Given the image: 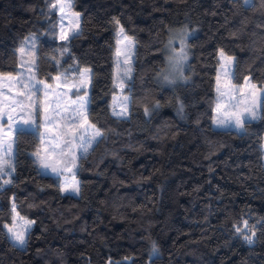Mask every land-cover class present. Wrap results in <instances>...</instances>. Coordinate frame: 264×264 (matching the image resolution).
Returning <instances> with one entry per match:
<instances>
[{"label": "trees", "instance_id": "trees-1", "mask_svg": "<svg viewBox=\"0 0 264 264\" xmlns=\"http://www.w3.org/2000/svg\"><path fill=\"white\" fill-rule=\"evenodd\" d=\"M72 1L81 31L62 40L57 0H0V73L18 72L22 56L48 82L90 68L88 117L102 133L79 158L76 196L40 169L37 136L15 132L14 172L0 180V264H264V98L245 130L213 127L221 50L235 59L234 83L264 87V0ZM119 24L136 43L124 117L112 109ZM185 28V78L163 85L169 35ZM13 205L34 221L24 247L5 227Z\"/></svg>", "mask_w": 264, "mask_h": 264}, {"label": "snow or ice", "instance_id": "snow-or-ice-1", "mask_svg": "<svg viewBox=\"0 0 264 264\" xmlns=\"http://www.w3.org/2000/svg\"><path fill=\"white\" fill-rule=\"evenodd\" d=\"M244 3L254 6V0H244ZM52 7L56 8L57 5L53 4ZM68 7H70V4ZM58 10L63 12L64 7H60ZM61 19L63 20V17ZM76 27L78 29V23ZM69 28H71V21H69ZM120 33H123L122 28L120 29ZM78 34V31L74 33V35ZM67 38V33L61 28L60 39L67 40ZM124 39L128 38L124 37ZM169 44H171V41H169ZM23 51L24 50L21 49V52ZM186 58L182 46L181 54L174 58L175 66L179 67ZM221 58L225 61V63L221 64V69L224 70L223 75L228 77L230 75L232 58L225 57L223 52H221ZM31 63L34 64L35 61H32ZM21 68H24L23 63L21 64ZM28 71L30 72L31 68H29ZM77 71H79V69H77ZM89 71V69H84L83 72H80L78 80L71 84L70 90L71 88H75L76 91L73 94L76 99L72 100V104L75 105V107L72 108L70 113L69 108L63 99V97L67 96V93H58L52 84H46L43 80H37L35 76L29 77L27 76V73H21L20 75L24 76L28 80V83H25L23 79L16 78V83L24 90L20 93L24 99L14 101V106L10 105L8 111H4L3 108H0V132L3 131L5 125L7 126V132H5L3 136H0V151L11 153L12 143L14 142V139L10 136L11 133L16 132L23 135L28 131L33 132V134H35L40 140L42 146L34 153L40 169L46 174H54L57 177H64V185L61 190L67 191L71 188L73 193L79 192L78 183L75 180L76 174L72 171V169L76 167V153L73 151L74 142L79 140V149H82V151L86 153L91 143L95 141L97 137L102 135L94 124L88 123L86 109L89 101L87 99V93L84 92L82 94L80 91L82 88L86 87ZM127 71H130V69ZM125 78H127V72ZM8 79H12V77L9 76ZM52 79L59 81L61 78L60 76H56L52 77ZM165 79L167 80V77H165ZM219 81L220 77L218 76V100L224 97H227L229 100H234L235 97L230 94V91H221ZM247 84L248 81H245L246 86ZM64 86H69L67 77H65ZM57 87H59V85H57ZM121 87H123L122 82ZM224 87L225 89H235L236 95L242 96V87L238 88L231 85L230 81L225 84ZM252 87H255V85H252ZM38 93L41 95H37ZM50 94H54L56 99L49 101ZM123 100L127 101L128 97L124 96ZM241 103L242 100H236L231 111H225L222 115L217 117L216 124L221 127H232L245 130L246 122L257 118V113L250 108H245L243 111H239ZM17 108L20 109V112L14 117L12 113L16 112ZM220 110L221 105L218 103L217 112H220ZM145 111L147 112V109ZM126 112L127 106L124 104L122 106V111L114 114L122 116L125 115ZM66 113L67 115H65ZM38 119L39 123L37 122ZM61 125H63L65 131L54 133L53 129L58 128ZM89 128L92 130L90 135H88ZM67 136H71V138L65 140L64 137ZM86 136L87 139H85ZM69 153H71V155H69ZM7 163V161L0 162V175L5 173L4 165ZM65 173H70L71 175L67 176ZM8 182L9 181H5V183ZM13 211H15V205H13ZM21 219L23 220V217H21ZM13 220H15V217H13ZM32 223H34V221L24 220L19 231L16 230L14 224L12 227L5 225L7 232L9 233V238L14 242V246L25 245V234ZM243 225L244 228L248 229L251 233V235L245 236V239L251 243L252 236L255 235V232L252 228H249L247 221H243ZM243 230L244 229L239 227L236 229L237 232H242ZM158 254L159 250L155 243H153L151 255L157 256Z\"/></svg>", "mask_w": 264, "mask_h": 264}, {"label": "rangeland", "instance_id": "rangeland-1", "mask_svg": "<svg viewBox=\"0 0 264 264\" xmlns=\"http://www.w3.org/2000/svg\"><path fill=\"white\" fill-rule=\"evenodd\" d=\"M58 3V9L60 7H64V11L60 12V34H61V28L64 29V32L67 33L68 38L67 40H69V38L71 36L74 35L75 32L78 31V33L81 31V14L77 11H75L72 7L73 5V1L72 0H57ZM70 4V7H68V5ZM63 17V20L61 19ZM69 21H71V28H69ZM79 25L78 29L76 27V25ZM123 29V33H120V29ZM193 32L188 29H174L171 34L169 35L168 41H167V45H166V59H167V64L165 66V68L163 70H161L158 73L157 79H159V81L166 86H171L174 85L176 83H178L179 81H181L182 79L185 78V68L188 64L189 61V57H190V46H189V38L190 36H192ZM124 37H127L128 39H124ZM169 41H171V44H169ZM183 42V44H182ZM183 46V52L184 54H186V60H184L182 62V64L177 67L175 66L174 63V58L177 57L178 55L181 54V47ZM136 43L134 41V39L132 37H130L124 27L122 25L119 24V26L117 27V50H116V84L118 86L119 92L114 96L113 100H112V109L113 112H120L122 111V106L124 104H126L127 106V112L124 116H127L129 109H130V97L128 94H126L124 92V89L126 88L127 82L128 80H130V78L132 77L133 74V65H134V61H135V51H136ZM221 52H223L225 57H231L232 58V62L230 65V75L228 77H225L223 75V69H221V64L225 63V61L221 58ZM219 59H220V63H219V67H218V72H217V76H216V93H217V103H216V107H215V115H214V119H213V127L217 128V129H236L238 131H241L240 129L237 128H232V127H221L218 126L216 124V119L218 116L222 115L225 111H231L233 109V104L236 103V100H242V103L240 104L239 107V111H243V109L245 108H250L252 110H254L257 113V117L260 116L261 114V103L262 100L264 98V87H261L260 85L252 82V80L248 77L246 79V81H248L247 86L245 85V83L241 86L243 88V93L242 96H237L235 89H225L224 85L227 84L229 81L231 83V85H234L238 88H240L239 85H237L236 83H234L233 81V71H234V62L235 59L233 56L228 55L226 52H224L223 50H221L219 52ZM34 61V59H25L23 56L20 58L19 60V70L16 73H0V108H3L4 111H8V108L10 105L14 106V101H19V100H23L24 97L22 95H20V93L22 91H24L23 89H21L19 87V85L16 83V78L19 79H23L25 83H28V80L24 77L21 76V73H27V76H35L34 70H35V63L32 64L31 62ZM171 61V62H170ZM24 64V68H21V64ZM31 68V71L29 72L28 69ZM84 69H89V73H88V77H87V82H86V87L82 88L80 91L83 94L84 92L87 93V99L88 101L90 100V86H91V82H92V72L90 68H83L82 72L84 71ZM130 71H127L129 70ZM127 72V78H125V74ZM11 76L12 79H8V77ZM56 76H60V80L59 81H52V82H48L45 81L46 84H52L53 87L56 89V92L58 93H67L66 97H63V99L65 100L68 108H69V113L71 112L72 108L75 107V105L72 104V100H75L76 97L73 94L76 90L75 88H71V84L75 83L77 81V79H68V85L69 86H64L65 84V77L64 74H58ZM55 76V77H56ZM220 77V81H219V87L221 89V91H230V94L232 96L235 97L234 100H229L227 97H224L222 99L218 100V92H217V77ZM165 77H167V80L165 79ZM35 78L37 80H41L39 78H37L35 76ZM121 82L123 83V87H121ZM57 85H59V87H57ZM252 85H255V87H252ZM39 86V85H38ZM37 95H41V94H37ZM127 96L128 100L124 101L123 97ZM56 99V96L54 94H50L49 96V101H53ZM221 105V110L220 112H217V104ZM88 109H89V103L87 105V109H86V115H87V120L88 123H90L89 121V117H88ZM20 112V109L17 108L16 112H13L12 115L15 117L17 115V113ZM67 115V113L65 114ZM256 119V118H255ZM253 120V119H252ZM37 122L39 123V119L37 120ZM65 131L63 125H61L58 128H54L53 132H63ZM91 129H88V135L91 134ZM7 132V126H4V129L2 132H0V136H3L4 133ZM10 136L14 139V142L12 143V151L11 153H5L4 151H0V162L3 161H7L8 163L4 165L5 167V173L0 175V180H2V182L8 181V178L10 177V175L14 172V166H15V158H16V150H15V132L11 133ZM71 136H67L64 137L65 140L70 139ZM85 139H87V136L85 137ZM98 139V137L96 138V140ZM93 141L91 143V145L88 147V149L93 146V144L96 142ZM80 144L79 140H76L74 142L73 145V151L76 153V167H74L72 169L73 172L76 171L78 164H79V158L80 156L84 153L82 151V149H79L78 145ZM42 146H40L41 148ZM263 147H264V142H263ZM39 148V149H40ZM69 155H71V153H69ZM232 157L233 154L231 152H227V154L224 156V163L228 164V165H232ZM263 163H264V159H263ZM76 174V173H75ZM54 175V174H53ZM65 175L70 176V173H65ZM56 176V175H54ZM60 184H61V188L64 185V177H58ZM75 180L78 183V187H79V192L78 193H73L71 191V188H69L67 191H63L65 193H70L73 195H80V180L79 178L75 175ZM15 220L13 221V223L11 225H9L8 227H12L13 224L15 225V228L17 231L20 230L21 225L24 223V220H29L28 218H25L21 215H17V211L15 210ZM21 217H23V220L21 219ZM33 224V223H32ZM31 226L28 228V231L25 234V239L27 240V236L28 233L32 227ZM26 245V243H25ZM25 245L21 246L24 247Z\"/></svg>", "mask_w": 264, "mask_h": 264}, {"label": "crops", "instance_id": "crops-1", "mask_svg": "<svg viewBox=\"0 0 264 264\" xmlns=\"http://www.w3.org/2000/svg\"><path fill=\"white\" fill-rule=\"evenodd\" d=\"M242 131V130H241Z\"/></svg>", "mask_w": 264, "mask_h": 264}]
</instances>
